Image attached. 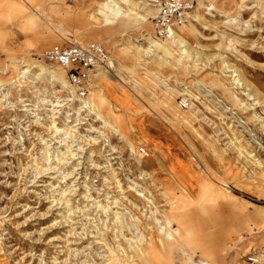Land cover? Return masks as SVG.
I'll use <instances>...</instances> for the list:
<instances>
[{
  "label": "rangeland",
  "instance_id": "1",
  "mask_svg": "<svg viewBox=\"0 0 264 264\" xmlns=\"http://www.w3.org/2000/svg\"><path fill=\"white\" fill-rule=\"evenodd\" d=\"M143 2L0 0V264H264V0H199L178 42ZM70 42L111 57L76 101L38 67L70 82L41 56Z\"/></svg>",
  "mask_w": 264,
  "mask_h": 264
},
{
  "label": "built area",
  "instance_id": "2",
  "mask_svg": "<svg viewBox=\"0 0 264 264\" xmlns=\"http://www.w3.org/2000/svg\"><path fill=\"white\" fill-rule=\"evenodd\" d=\"M157 4L158 12L153 17L154 33L156 37L165 39L170 37L177 27L194 21V15L199 0H149ZM41 56L50 63L62 66L69 81L77 87L82 96H87L90 74L98 69L105 68L111 62L109 52L100 43H90L86 46L70 42L66 45L56 43L46 48ZM141 156L150 155L145 146H140ZM252 262H258L250 257Z\"/></svg>",
  "mask_w": 264,
  "mask_h": 264
},
{
  "label": "bare ground",
  "instance_id": "3",
  "mask_svg": "<svg viewBox=\"0 0 264 264\" xmlns=\"http://www.w3.org/2000/svg\"><path fill=\"white\" fill-rule=\"evenodd\" d=\"M147 2H149L150 4H152L154 7H156V9H157V12H158V7L156 6L157 4H153L152 2H150L149 0H146ZM25 2L27 3V4H30V0H25ZM144 3V8L143 9H145V13H148V14H152V15H154L155 14V11H153V10H150L147 6H150L148 3H146V2H143ZM155 10V9H154ZM152 11V12H151ZM157 12H156V14H157ZM42 15H45V16H47V11H42V12H40ZM143 13V12H142ZM155 14V15H156ZM194 19H195V15H194ZM190 23H192V21L190 22ZM190 23H188V24H190ZM188 24H185V25H188ZM185 25H182V26H185ZM191 26L190 27H192L193 26V24H190ZM182 26H179V27H182ZM179 27H177V29L175 30V32L171 35L172 36V38H170V37H168V38H170V41L171 42H178V37H180V34L179 33H177L176 31L179 29ZM153 32H154V22H153ZM154 35H155V33H154ZM156 36V35H155ZM180 38H182V36L180 37ZM158 39H161V38H158ZM166 39V38H165ZM144 40L148 43V46H149V49H147L146 50V53H149V51L150 50H152V48L151 47H157V48H159V49H166V47H165V45L163 44V42L161 43V42H158V40H156V38H154L153 37V35H148V36H145L144 37ZM168 40V39H167ZM162 41V40H161ZM68 44V43H67ZM62 45H66V44H62ZM102 45V44H101ZM170 49V48H169ZM59 66V65H58ZM38 67L40 68V70L43 72V73H45V74H47V75H49L48 77H49V79L50 78H52V79H56V80H58L59 81V84L61 85V87H62V89H64V91H66L65 93H64V100H66V101H76V93H75V89H77V87L76 86H74L71 82H67L66 80H63V79H61V78H59L58 77V75L54 72V71H52V70H45L42 66H41V64H39L38 65ZM60 67V69H62L65 73H66V75H67V77H68V74H67V72H66V70L62 67V66H59ZM28 73V69H24V70H22L21 71V75L22 76H25L26 74ZM88 85H87V87H88V91H90L89 89H90V85H89V83H90V79L88 80ZM72 84V85H71ZM77 92L79 93V91L77 90ZM79 95L80 96H82L80 93H79ZM82 97H84V96H82ZM86 97V96H85ZM78 100H79V103H75V107H76V109H78V110H82L83 108L84 109H87L88 111H90V112H93V113H95L96 112V105H95V103H96V101L93 99V98H81V97H79L78 98ZM54 102V101H53ZM55 102H57L58 104H60L61 103V95L60 96H57L56 97V101ZM158 231H160L161 232V234H163V235H166V236H168V239H172V238H174V236H177V235H179L180 234V232H181V229H179V228H175L174 227V224H173V221L170 219V218H168V217H165V219H164V222H163V224L160 226V229L158 230ZM149 239V238H148ZM148 241V240H147ZM259 260V259H258ZM201 262V264H206L205 262H203L202 260L200 261ZM259 262V261H258Z\"/></svg>",
  "mask_w": 264,
  "mask_h": 264
},
{
  "label": "crops",
  "instance_id": "4",
  "mask_svg": "<svg viewBox=\"0 0 264 264\" xmlns=\"http://www.w3.org/2000/svg\"><path fill=\"white\" fill-rule=\"evenodd\" d=\"M156 9V8H155ZM156 12H157V9H156ZM11 53H6V55H10ZM4 55H5V53H4ZM3 58H1V60H2ZM99 70V69H98ZM95 71H97V70H95ZM94 73V71L90 74V80H92V74ZM174 227H175V225H174ZM175 228H179V229H181V231H182V236L183 237H187L188 236V234L189 233H191V228H193V227H189V225H186L185 223L184 224H177V226L175 227ZM192 234V233H191Z\"/></svg>",
  "mask_w": 264,
  "mask_h": 264
}]
</instances>
